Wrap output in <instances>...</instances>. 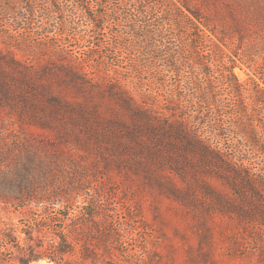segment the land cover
<instances>
[{
    "label": "trees",
    "instance_id": "trees-1",
    "mask_svg": "<svg viewBox=\"0 0 264 264\" xmlns=\"http://www.w3.org/2000/svg\"><path fill=\"white\" fill-rule=\"evenodd\" d=\"M16 1L5 13L19 16V35L0 33V208L21 218L0 230V264H122L104 185L59 156L65 144L187 203L169 174L186 181L195 163L193 186L205 169L239 198L208 180L211 210L264 227V88L234 71L264 78V38L249 42L232 0ZM109 46L116 60L99 58Z\"/></svg>",
    "mask_w": 264,
    "mask_h": 264
},
{
    "label": "rangeland",
    "instance_id": "rangeland-1",
    "mask_svg": "<svg viewBox=\"0 0 264 264\" xmlns=\"http://www.w3.org/2000/svg\"><path fill=\"white\" fill-rule=\"evenodd\" d=\"M9 4L14 11L21 9L16 0H0V33L19 35L17 21L5 13ZM223 11L227 7L219 2ZM237 18L247 21L249 42L264 38V0H232ZM104 7H101L103 10ZM38 18L33 16L34 22ZM39 18L38 20H41ZM31 25L25 31L35 36L39 31ZM109 42L117 41L109 34ZM77 41L71 42L75 45ZM98 40L93 44H98ZM0 45H4L0 42ZM77 46V45H75ZM106 56L115 59L113 47L101 50L99 58ZM111 60V59H110ZM116 60V59H115ZM112 61L115 63L116 61ZM262 61V60H261ZM235 73L242 82L256 80L264 88V78L245 65L236 66ZM146 78V72H141ZM122 78L129 86L137 84L129 79L127 67L121 72ZM218 89L226 91L218 83ZM137 94V90L134 91ZM14 117L8 120V128L17 125ZM88 138H90L88 136ZM64 151L59 156L78 159L85 168L87 177H94L93 184L104 185L102 193L109 200L119 228V244L117 247L118 262L122 264H264V227L258 221L242 222L233 214H222L211 210V203L202 187L210 180L216 187L239 200L235 191L225 186L216 178H206L207 170L201 169L200 184L193 186L195 170H200L193 163L186 181L176 173L169 174L173 180L184 189H189L188 202L176 198L169 191L158 185H151L143 173L124 164L123 167L106 168V164L96 159L98 155L87 154L79 146L65 144ZM146 152L145 150L143 151ZM142 153V152H141ZM99 162L98 169H90L91 162ZM171 165V163H166ZM190 166V164H186ZM196 168V169H194ZM170 166L167 167L168 171ZM102 183V184H101ZM190 202L192 203L190 204ZM21 213L14 206L0 208V230L7 222H19ZM48 262V263H45ZM56 264L48 260H39L32 264Z\"/></svg>",
    "mask_w": 264,
    "mask_h": 264
},
{
    "label": "bare ground",
    "instance_id": "bare-ground-1",
    "mask_svg": "<svg viewBox=\"0 0 264 264\" xmlns=\"http://www.w3.org/2000/svg\"><path fill=\"white\" fill-rule=\"evenodd\" d=\"M45 263H48V262H45ZM50 264V263H49Z\"/></svg>",
    "mask_w": 264,
    "mask_h": 264
}]
</instances>
